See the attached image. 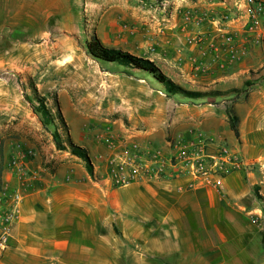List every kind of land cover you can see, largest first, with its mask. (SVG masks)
I'll list each match as a JSON object with an SVG mask.
<instances>
[{"label":"crops","instance_id":"obj_1","mask_svg":"<svg viewBox=\"0 0 264 264\" xmlns=\"http://www.w3.org/2000/svg\"><path fill=\"white\" fill-rule=\"evenodd\" d=\"M57 2L0 0V42H8L13 29L44 30L45 23L58 19L52 12ZM210 2L184 0L160 27L159 16L136 11L133 24L140 33L134 32L127 43L115 38L116 17L108 15L106 19L114 22V38L106 47L153 61L167 77L185 87L217 82L221 83L216 87H230L233 80L222 81L218 76L224 71L221 65L229 63L222 52L227 47L225 32H231L229 45L236 41V47L245 53L239 63L223 65L230 75L222 78H232L241 70L258 71L261 78L243 104L233 107L239 118L238 137L222 106L175 103L172 113L168 103L156 104L151 115L138 118L134 125L147 127L141 143L153 141L165 151L167 135L185 140L193 127L222 135L225 144L253 165V170L231 171L220 185L196 183L190 187L185 177L156 180L141 176L127 185L113 186L104 178L103 167L99 170L103 179H96V171L90 175L68 151H55L48 169L41 167L37 156L30 165L16 163L2 173L0 219L15 205L14 194L20 200L0 264H264V39L262 45L252 44L239 23H225L226 28L219 31L210 18L225 4L239 0ZM59 18L71 20V12L65 11ZM142 20L145 32L139 31ZM195 39L197 42L191 41ZM200 67L207 69V76H196ZM148 99L146 105L150 106L154 102L150 96ZM70 114L77 118L75 112ZM79 140L72 143L86 150ZM100 151L104 153L95 146L87 154L91 159Z\"/></svg>","mask_w":264,"mask_h":264},{"label":"rangeland","instance_id":"obj_2","mask_svg":"<svg viewBox=\"0 0 264 264\" xmlns=\"http://www.w3.org/2000/svg\"><path fill=\"white\" fill-rule=\"evenodd\" d=\"M163 1L59 0L52 9L53 16L58 19L45 23L44 30H11L8 42H0V150L4 170L14 168L16 163L19 167L30 165L36 156L42 161L41 167L50 168L54 162L50 156L58 151L52 134L58 132L63 141L67 131L72 141L80 138L79 142L86 145L89 153L95 146L104 150V153L100 151L90 160L93 172L96 171V179H103L99 173L103 167L107 172L104 178L109 180L119 157L131 152L135 144L141 149L162 148L155 146L153 141L151 144L141 143L139 139L147 134V127L134 125L138 118L151 115L150 111L156 104L162 107V103H168L172 113L176 108L175 103L188 107L203 104L211 108L222 106V110L243 104L247 92L255 89L261 78L257 76L258 71L252 70H241L232 78H222L223 75H230L225 70L228 67L224 66L230 67V64L239 63L240 60L221 67L224 71L218 77L222 81L233 80L230 87L214 86L221 82L183 86L208 94L192 100L181 95H168L163 86L143 71L98 62L87 54L86 42L92 37H96L103 46L113 40L111 26L114 22L106 19L108 15L109 18L116 17L115 38L127 43L134 32L140 33L133 24L136 11L138 15L148 12L159 16V27L163 20H168L160 11ZM168 1L170 11L174 12L184 0ZM220 1L211 0L210 3ZM235 10V4H225L224 9L214 13L210 20L225 26L223 24L235 18ZM65 11L71 12V20L59 18ZM141 15L145 16L143 13ZM141 22L143 26L139 27V31L145 32L142 29L145 20ZM207 74L206 68L196 72L197 77ZM149 96L154 102L150 106L146 105ZM36 97L41 98L43 106L54 118L57 130L51 124H43L37 111L41 105ZM58 110L64 125L57 116ZM71 112H75L77 118L72 119ZM189 134L190 137L185 140L180 135H167L165 144L184 143L197 138L225 142L222 135L206 134L195 127L190 128ZM88 142H92L93 146Z\"/></svg>","mask_w":264,"mask_h":264},{"label":"built area","instance_id":"obj_3","mask_svg":"<svg viewBox=\"0 0 264 264\" xmlns=\"http://www.w3.org/2000/svg\"><path fill=\"white\" fill-rule=\"evenodd\" d=\"M170 5L168 0H164L160 7V11L167 19L171 18L173 14L170 11ZM235 9V18L229 22L239 23L250 37L252 44L262 45L264 0H239L235 4ZM187 19H189L188 16ZM216 23L219 26V31L223 32L222 30L226 26L220 27L219 23ZM230 33L229 31L225 32L224 41L226 43L224 45H227L225 54L228 61L233 63L243 58L245 51L236 47V41H234L235 45H229L231 41L233 42V35ZM196 39L191 41L197 42L198 39ZM235 170L249 173L253 170V165L248 164L223 141L213 138H197L184 143H169L166 146V151L162 148L151 149L150 147L141 149L135 144L131 152L119 157L117 166L111 170L109 181L113 186H124L133 178L141 176L156 180L163 177H185L189 179L190 187L196 183L220 185L224 176ZM1 195H3V190ZM19 200L20 196L14 194L15 205L8 207L1 215L0 253L7 248L11 225L17 217L16 204Z\"/></svg>","mask_w":264,"mask_h":264},{"label":"trees","instance_id":"obj_4","mask_svg":"<svg viewBox=\"0 0 264 264\" xmlns=\"http://www.w3.org/2000/svg\"><path fill=\"white\" fill-rule=\"evenodd\" d=\"M86 51L87 54L93 58L94 60L98 62H103L107 64H114L119 65L122 67L132 68L136 70L143 71L147 73L153 80H155L157 83H159L161 86H163L166 90V93L168 95H181L187 99H200L201 97L208 95L201 92H196L193 90H189L184 88L178 83L173 82L169 77H167L165 74H163L157 66L151 62L148 59H143L136 57L126 51H122L120 49H115L112 47H106L101 44V42L96 38L92 37L89 41L86 42ZM36 99L40 103V107L37 110L43 120L44 125H53L56 130L58 129L56 127V124L54 123V118L50 114V112L43 106L41 98ZM230 128L233 131L234 135L236 137L239 136L238 131V124H239V118L237 117L236 113L233 110V107H229L226 109ZM57 116L60 120V122L64 125V122L62 120V116L58 110ZM53 141L56 145V148L59 151H68L72 155L79 158L86 169V171L93 175V167L91 164V160L86 153V151L72 143V140L70 139L69 134L67 131L65 132V139H61L62 136L58 134V132H54L52 134ZM65 140V141H64ZM4 167H3V153L0 150V193L2 192V173H3Z\"/></svg>","mask_w":264,"mask_h":264}]
</instances>
